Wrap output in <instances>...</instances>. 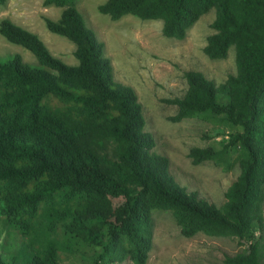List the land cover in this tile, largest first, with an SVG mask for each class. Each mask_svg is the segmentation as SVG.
Listing matches in <instances>:
<instances>
[{
	"label": "trees",
	"instance_id": "1",
	"mask_svg": "<svg viewBox=\"0 0 264 264\" xmlns=\"http://www.w3.org/2000/svg\"><path fill=\"white\" fill-rule=\"evenodd\" d=\"M78 2L43 1L63 8L57 20L44 21L75 44L76 65L55 56L37 33L0 21V33L37 59L0 55V216L8 232L14 226L8 235L17 230L24 238L19 257L0 253V264H148L157 211L170 212L186 238L250 243L225 264H264V0H106L98 7L113 20H162L164 36L178 40L215 9L204 53L221 60L234 47L236 73L217 84L188 70L184 95L166 101L177 106L172 122L205 117L234 129L221 149L189 151L195 165L226 168L237 153L241 172L220 206L171 174L137 92L115 80Z\"/></svg>",
	"mask_w": 264,
	"mask_h": 264
},
{
	"label": "rangeland",
	"instance_id": "2",
	"mask_svg": "<svg viewBox=\"0 0 264 264\" xmlns=\"http://www.w3.org/2000/svg\"><path fill=\"white\" fill-rule=\"evenodd\" d=\"M44 0H9L0 5V21L9 18L14 23L37 33L51 52L71 65L78 64L74 55L75 44L69 39L46 28L44 17L57 20L63 8L45 7ZM106 0H80L78 8L98 39L104 43L105 55L111 59L114 78L132 86L139 96L146 117V129L153 133L155 150L170 158V172L188 191L220 206L226 201L225 192L241 172L240 164L232 152L231 168L225 164L207 161L195 165L189 157L194 146H212L221 149L234 129L223 122L205 117L172 122L177 106L166 101L183 96L188 88L185 72L202 71L217 84L236 73L235 48L227 58L212 60L204 53L207 38L214 30L211 26L216 11L212 9L189 29L183 40L168 38L162 32V20H143L132 14L113 20L99 12V5ZM21 54L29 63L37 59L29 50L9 42L0 33V55ZM5 218L0 216V253L13 261L19 257L24 245L23 234L17 230L8 235ZM256 231V235H260ZM264 245V231H263ZM250 243L231 237L208 236L203 233L192 238L181 235L180 227L167 211L154 213V246L148 264H225L227 255L233 256ZM21 255L23 257H21ZM20 258L25 260L24 253ZM15 259V260H16ZM65 262L70 263L69 259ZM81 264V263H77ZM120 264H133L126 261Z\"/></svg>",
	"mask_w": 264,
	"mask_h": 264
},
{
	"label": "clouds",
	"instance_id": "3",
	"mask_svg": "<svg viewBox=\"0 0 264 264\" xmlns=\"http://www.w3.org/2000/svg\"><path fill=\"white\" fill-rule=\"evenodd\" d=\"M80 1V0H79ZM79 3V2H78Z\"/></svg>",
	"mask_w": 264,
	"mask_h": 264
}]
</instances>
